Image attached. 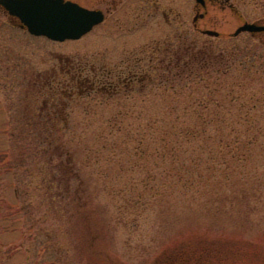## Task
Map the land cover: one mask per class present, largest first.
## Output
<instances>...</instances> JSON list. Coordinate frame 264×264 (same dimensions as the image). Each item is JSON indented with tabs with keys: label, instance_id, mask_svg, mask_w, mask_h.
Here are the masks:
<instances>
[{
	"label": "rangeland",
	"instance_id": "obj_1",
	"mask_svg": "<svg viewBox=\"0 0 264 264\" xmlns=\"http://www.w3.org/2000/svg\"><path fill=\"white\" fill-rule=\"evenodd\" d=\"M73 1L101 8L105 18L80 38L61 42L30 34L0 8V264H264L263 45L256 47L261 56L248 70L230 77L235 84L228 82L215 91L224 98L222 106H258L252 113L261 126L256 135L252 125L237 124L232 143L245 149L246 157L239 161L225 154L231 165L228 179L210 182L201 177L196 190L168 191L147 203L122 208L120 195L114 193L122 183H116L114 176L135 171H130L132 160H126L133 141L125 142L134 139L131 135L137 131L140 115L166 106H188L183 97L186 88L175 98L171 88L152 87L146 80L141 88L115 98L95 93L66 98L70 127L59 142L74 156L73 171L81 181L70 184L64 174V184L70 185L57 192L65 205L45 201L43 189L42 197L29 201L15 197L16 173L36 172L37 160L26 155L19 170L10 167V106H23L36 72L56 67L52 55L78 54L114 65L124 55H132L136 46L162 40L178 50L207 46L220 53L234 44L241 48L244 37L253 34L240 32L234 41V30L244 21H260L264 16V0H209L205 8L194 0ZM196 13L204 15L195 28ZM205 29L218 35L205 34ZM248 39L251 48L259 41L264 44L262 33ZM221 62L220 58L214 65ZM174 65L146 75L179 83L189 70ZM89 148L98 149V154ZM97 155L101 160L95 163ZM86 156L94 158L88 162ZM109 157L117 159L109 161ZM201 157V172L206 176L211 162L207 154ZM53 169L52 174L63 172L57 166Z\"/></svg>",
	"mask_w": 264,
	"mask_h": 264
},
{
	"label": "trees",
	"instance_id": "obj_2",
	"mask_svg": "<svg viewBox=\"0 0 264 264\" xmlns=\"http://www.w3.org/2000/svg\"><path fill=\"white\" fill-rule=\"evenodd\" d=\"M252 36L249 35L250 39ZM249 37H244L245 43L241 48L233 43L231 49L220 53L207 46H185L183 50H178L172 48L168 40L150 42L114 65L90 56L52 55V59L58 61L56 67L52 65L49 69L36 72L30 91L22 99L23 106H10L12 115L7 123L11 154L9 165L19 170L26 155L35 156L37 160L36 172L16 173L15 197L29 201L42 197L43 189L45 201L65 205L67 202L57 191L64 189V185L67 187L72 182L81 181L79 174L73 171L74 156L59 142L70 127V106H66V98L90 93L115 98L118 94H129L135 88H141L146 80L152 87L165 91L167 87L171 88L175 98V93H181L180 90L186 88L189 91L181 94L188 106H166L163 110L140 115L137 131L131 135L134 139L128 138L125 142L133 141L131 157H126V160H132L130 171H135L131 175L118 173L114 176L116 183H122L114 190L122 199V208L127 204L129 209L130 204L147 203L168 191L196 190L201 177L210 182L228 179L231 165L225 154L239 161L246 157L245 149L232 143L238 133L237 124L252 125L253 134L261 133L260 120L255 117V112L252 113L258 106H222L224 98L215 94L217 86L227 87L233 73L248 70L257 55L261 56L257 54L256 47L264 44L259 41L251 48L247 45ZM235 39L236 36H233ZM220 58L221 64L214 65L219 63ZM169 64H175V68H188V74L182 77L184 80L175 83L174 78L154 79L150 76L152 71L165 70ZM194 67H198V72L193 71ZM147 73L150 75L147 76ZM205 81L212 84L205 86ZM201 83L206 91L200 88ZM212 103L215 106H208ZM185 115H189L190 119L187 120ZM126 133L130 136V132ZM249 142L251 140L246 144ZM94 149L89 148L90 153L98 154V149ZM202 154H207L211 162L206 176L200 168ZM91 157L84 158L90 162L94 158ZM115 159L109 157L108 160ZM100 160V155L95 156V163ZM53 166L60 167L63 172L52 174ZM121 171H124V166ZM64 174L68 175L66 180L70 184H64ZM171 262L174 263L173 260Z\"/></svg>",
	"mask_w": 264,
	"mask_h": 264
},
{
	"label": "water",
	"instance_id": "obj_3",
	"mask_svg": "<svg viewBox=\"0 0 264 264\" xmlns=\"http://www.w3.org/2000/svg\"><path fill=\"white\" fill-rule=\"evenodd\" d=\"M204 4L203 0H195ZM5 12L18 20V26L35 36L64 41L78 39L94 25L103 20L99 9H89L71 0H0ZM264 31V25L244 22L233 32ZM203 33L218 35L215 30L205 29Z\"/></svg>",
	"mask_w": 264,
	"mask_h": 264
},
{
	"label": "flooded vegetation",
	"instance_id": "obj_4",
	"mask_svg": "<svg viewBox=\"0 0 264 264\" xmlns=\"http://www.w3.org/2000/svg\"><path fill=\"white\" fill-rule=\"evenodd\" d=\"M195 1V0H194ZM204 1V4L202 5V4H200V3H196L198 6H201V7H204L205 8V6H206V4H207V2H209V0H203ZM77 2V1H76ZM79 3V2H78ZM80 4V3H79ZM82 5V4H81ZM83 6H85V5H83ZM87 7V6H86ZM88 8H91V7H88ZM92 9H99V10H101L102 11V13H103V20H104V18H105V14H104V11L101 9V8H92ZM163 13V16H166L165 15V13L164 12H162ZM203 15L204 14H202V13H196L194 16H193V19H192V25L196 28V24H197V20H198V18H201V17H203ZM103 21H101L100 23H102ZM250 22H255V23H257V24H261V25H264V16L261 18V20L259 21L258 19L257 20H252V21H250ZM258 22H260V23H258ZM99 23V24H100ZM98 25V24H97ZM97 25H95V26H97ZM95 26H93V28L95 27ZM258 33H262V34H264V31H261V32H254L253 34H258ZM149 43V42H148ZM145 44H147V43H145ZM144 44H142V45H140V46H143ZM140 46H136L133 50H131V51H134V50H136L138 47H140ZM128 53V52H127ZM76 55H78V54H76ZM127 56H128V54H126V55H124L122 58H121V60H120V62H122L124 59H126L127 58Z\"/></svg>",
	"mask_w": 264,
	"mask_h": 264
}]
</instances>
